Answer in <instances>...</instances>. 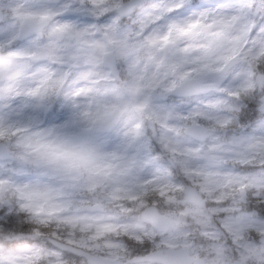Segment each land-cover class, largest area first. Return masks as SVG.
<instances>
[{
    "label": "clouds",
    "instance_id": "clouds-1",
    "mask_svg": "<svg viewBox=\"0 0 264 264\" xmlns=\"http://www.w3.org/2000/svg\"><path fill=\"white\" fill-rule=\"evenodd\" d=\"M0 264H264V0H0Z\"/></svg>",
    "mask_w": 264,
    "mask_h": 264
}]
</instances>
